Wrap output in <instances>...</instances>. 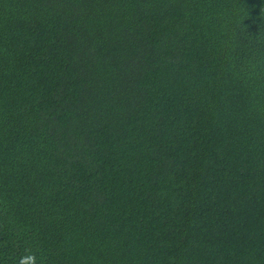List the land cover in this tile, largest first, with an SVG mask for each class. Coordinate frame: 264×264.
<instances>
[{
	"label": "trees",
	"instance_id": "obj_1",
	"mask_svg": "<svg viewBox=\"0 0 264 264\" xmlns=\"http://www.w3.org/2000/svg\"><path fill=\"white\" fill-rule=\"evenodd\" d=\"M264 264V0H0V264Z\"/></svg>",
	"mask_w": 264,
	"mask_h": 264
},
{
	"label": "clouds",
	"instance_id": "obj_2",
	"mask_svg": "<svg viewBox=\"0 0 264 264\" xmlns=\"http://www.w3.org/2000/svg\"><path fill=\"white\" fill-rule=\"evenodd\" d=\"M19 264H38L36 253L29 250L27 254L21 258Z\"/></svg>",
	"mask_w": 264,
	"mask_h": 264
}]
</instances>
